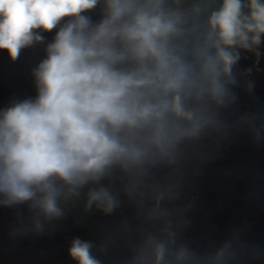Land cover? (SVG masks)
Instances as JSON below:
<instances>
[{"label": "clouds", "instance_id": "9594fccd", "mask_svg": "<svg viewBox=\"0 0 264 264\" xmlns=\"http://www.w3.org/2000/svg\"><path fill=\"white\" fill-rule=\"evenodd\" d=\"M97 6L93 22L83 13ZM262 37L264 0H0V50L12 60L34 44L45 52L32 70L35 97L0 108V206L26 205L38 232L82 193L85 211L110 214L119 200L102 181L118 172L161 224L131 264H239L243 244L176 243L150 181L223 126L241 52L258 63ZM92 250L73 238L68 255L101 264Z\"/></svg>", "mask_w": 264, "mask_h": 264}, {"label": "water", "instance_id": "95a60500", "mask_svg": "<svg viewBox=\"0 0 264 264\" xmlns=\"http://www.w3.org/2000/svg\"><path fill=\"white\" fill-rule=\"evenodd\" d=\"M83 14L98 22L101 8ZM54 33H42L45 43ZM260 52L258 63L241 52L232 88L236 99L220 111L223 126L186 148L178 165L154 170L150 181L164 194L161 207L168 210L176 243L204 251L231 240L245 246L239 264H264V119H250L264 117V37ZM44 56V44L22 49L15 60L0 50V108L35 97L32 70ZM246 69L251 73L244 75ZM102 183L119 200L112 213L85 211L82 193L64 206L62 217L41 219L39 232L26 205L0 206V264H75L68 255L73 238L92 242L101 264H131L142 242L161 226L147 215L154 202L129 196L118 172Z\"/></svg>", "mask_w": 264, "mask_h": 264}]
</instances>
